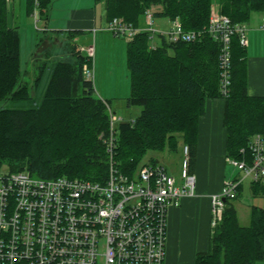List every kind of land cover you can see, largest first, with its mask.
<instances>
[{
  "label": "trees",
  "instance_id": "obj_1",
  "mask_svg": "<svg viewBox=\"0 0 264 264\" xmlns=\"http://www.w3.org/2000/svg\"><path fill=\"white\" fill-rule=\"evenodd\" d=\"M54 1L40 0L41 15H48ZM96 1L105 4L108 21L118 17L135 27L142 26L148 9L154 17L169 19L170 25L179 18L185 30L206 28L213 9L234 23H248L256 13L264 16V0ZM27 6L32 15L34 0H28ZM9 14V1L0 0V101H29L38 96L46 81L33 106L0 108V172L6 166L9 172L28 171L46 179L65 176L105 181L110 160L106 139L115 112L111 111L112 101L98 97L93 80L85 76L84 66L91 67L92 59L71 43L69 56L57 59L46 77V68L39 73L34 70V82L28 85V71L21 64V34L17 26L10 25ZM151 37L149 32H140L127 43L131 80L127 105L142 110L132 121L125 118L116 125L114 160L119 167L133 175L149 151H177L180 145H188L192 172L199 122L208 100L216 98L225 99L227 157L246 158L241 149L247 148L255 134H264V96L248 92L247 47L233 36L230 92L223 97L218 42L209 35L194 43L171 42L160 36L162 44L152 48ZM247 158L250 161L249 151ZM242 189L243 184L235 199H227L209 250L198 253L195 264H257L264 260V209L253 207L250 224L243 225L235 203ZM251 190L264 196V182L252 181Z\"/></svg>",
  "mask_w": 264,
  "mask_h": 264
},
{
  "label": "built area",
  "instance_id": "obj_2",
  "mask_svg": "<svg viewBox=\"0 0 264 264\" xmlns=\"http://www.w3.org/2000/svg\"><path fill=\"white\" fill-rule=\"evenodd\" d=\"M34 3L33 17L38 23L44 18L40 0ZM144 19L145 26L135 27L117 17L104 30L128 40L149 32L153 38L165 36L171 42L186 43L209 35L220 46V91L223 97L228 96L232 38L238 36L242 46L247 47L246 23H234L217 9L212 10L208 26L199 30H185L179 18L171 20L169 29L157 30L151 9L146 10ZM79 49L91 58L89 48L82 45ZM84 73L87 79L93 78L90 66H84ZM110 121L111 133L106 139L110 160L105 181L65 176L46 179L28 171L7 169L0 172V264H165L169 208L196 190L189 146H183L180 183L165 166L151 161L129 175L113 155L116 125L126 119L111 113ZM245 152L244 159L227 158L243 176L229 179L218 194L211 196L213 227L221 221L227 199L237 197L246 179L264 181V134H255L247 148L241 149Z\"/></svg>",
  "mask_w": 264,
  "mask_h": 264
},
{
  "label": "crops",
  "instance_id": "obj_3",
  "mask_svg": "<svg viewBox=\"0 0 264 264\" xmlns=\"http://www.w3.org/2000/svg\"><path fill=\"white\" fill-rule=\"evenodd\" d=\"M27 5L28 0H19V6L22 8L23 6L27 8ZM14 9L15 5H13ZM47 13L48 15L43 17L44 21L42 22V28L48 30V34H45L44 37L48 41L46 43L65 46L61 37H66L73 40L72 43L78 47L87 45L92 53L91 68L95 69L92 80L96 90L102 96L104 94L113 96L109 90L111 87L109 79L113 73L108 70L109 67L114 69L116 57H118L120 65L125 63L127 66V43L129 40H122V37L114 36L104 30L109 22L106 18L105 4L96 0H55ZM261 23L262 15L258 13L254 14L251 20L246 23L248 92L252 96H264V29L261 28ZM141 24L145 26V19L141 21ZM66 46L70 49L71 45ZM40 47H38L39 50ZM34 54L38 55L36 52ZM103 59L104 63L106 61L104 75L99 72ZM109 61L111 63L107 64ZM114 86L117 91H120V82ZM129 95H126V99ZM102 96L98 97L103 100L112 98ZM113 109V103H111V110ZM141 110L137 115L126 119L137 117ZM224 113V98L208 100L206 112L199 122L197 155L192 171L197 178L195 194L185 196L178 205L169 208L165 264H195L197 254L209 250L213 231L211 196L218 194L225 182L236 176H228L227 131L223 122ZM180 148L183 151L181 145ZM152 159L158 163L157 159Z\"/></svg>",
  "mask_w": 264,
  "mask_h": 264
},
{
  "label": "rangeland",
  "instance_id": "obj_4",
  "mask_svg": "<svg viewBox=\"0 0 264 264\" xmlns=\"http://www.w3.org/2000/svg\"><path fill=\"white\" fill-rule=\"evenodd\" d=\"M10 5V14H9V22L11 26H17L18 30L21 34V64L22 69H27V74L25 75V79L28 85H32L33 78H34V70H36L38 73L41 71V69L46 68L45 77L48 75L49 69L52 66V64L59 58H63L66 56H69L71 52L67 48L66 45L72 43L73 40H69L66 37L63 38V41L65 42V46L62 44H56L51 43V45H48L44 37L45 34H48L47 31H42L40 28L42 27L41 20L38 23L35 21V18L33 17V14H29L27 11V8L23 6H19V0H15L12 2H9ZM13 5H15V9L13 10ZM46 16V13L42 15ZM36 24L39 25V29L37 28ZM153 26L157 30L161 29L167 30L165 27H169L170 22L167 18H159L154 17L153 20ZM164 25V26H163ZM50 33V32H49ZM53 33V32H51ZM45 40V41H44ZM122 40L127 41L126 38L122 37ZM77 43V42H76ZM80 43V42H78ZM158 47L162 44V40L160 36L156 35L150 38V46L153 47L155 45ZM40 47V50L38 47ZM84 46V45H83ZM85 48H87V45H85ZM50 50V51H49ZM41 51V52H40ZM34 52L38 53L36 57H39L40 60H36V57H34ZM85 53H87L85 51ZM94 61V57H93ZM36 62V65L34 66V63ZM106 63V61H105ZM104 63V59L102 60V66L99 67V72H101L104 75V71H106V64ZM111 61L107 62V64H110ZM115 65L113 68H110L109 66V72L111 71L113 74L111 75L109 79V85L111 86L109 88L110 93L113 96H106L109 98L114 107V111L118 116H123L125 118L137 115L141 108L140 106H128L127 105V99L126 95L130 94L131 92V80L129 77V69L127 68L126 64L123 63V65H120L118 57L115 59ZM113 65V64H112ZM91 68V67H90ZM112 69V70H111ZM93 77L95 69L94 67L91 68ZM113 76V78H112ZM46 79L42 82V87L45 84ZM112 82V84H111ZM117 82H120V91H117V88H115L114 85L117 86ZM125 85V86H124ZM41 87V88H42ZM38 91V96L35 98L30 99L29 101H26L24 103H18L13 101H0V108L1 107H7V108H13V107H31L35 104V102L40 100L41 90ZM97 96H102L98 93V90H96ZM125 91V92H124ZM102 97H105V96ZM130 119V118H128ZM183 146V145H181ZM152 158L157 159L158 163L165 166L167 171L175 176L177 178L178 183L182 181L181 179V173H182V162L184 159V153L181 150V148L177 151H170L169 149L163 150V151H149L143 162L139 165L141 166L143 163L149 162ZM227 169L228 176H234L239 177L240 175L243 176V173L241 170H239L236 166L227 163ZM7 168L6 166H3L2 170L5 171ZM241 173V174H240ZM239 174V175H238ZM251 178L246 179L243 182V189H242V195L239 199L235 201L238 215L240 218V222L243 225H249L251 221V212L253 207H260L264 209V196H256L252 193L251 190ZM216 227L212 226V229L214 230ZM257 264H264V260L261 262H258Z\"/></svg>",
  "mask_w": 264,
  "mask_h": 264
},
{
  "label": "bare ground",
  "instance_id": "obj_5",
  "mask_svg": "<svg viewBox=\"0 0 264 264\" xmlns=\"http://www.w3.org/2000/svg\"><path fill=\"white\" fill-rule=\"evenodd\" d=\"M13 1H14V0H13ZM9 2H12V1H9ZM214 5H215V4H213V6H214ZM213 6H212V7H213ZM115 130H117V129H115ZM110 133H111V129H110ZM116 134H117V133H115V136H116ZM116 137H117V136H116ZM248 144H249V143H248ZM106 145H107V144H106ZM115 149H116V148H115ZM107 151H108V146H107ZM114 153H115V152H114ZM108 154H109V157H110V153H109V151H108ZM113 155H114V154H113ZM262 182H264V181H262Z\"/></svg>",
  "mask_w": 264,
  "mask_h": 264
}]
</instances>
